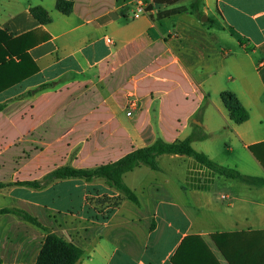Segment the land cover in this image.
Returning a JSON list of instances; mask_svg holds the SVG:
<instances>
[{
	"label": "crops",
	"instance_id": "crops-1",
	"mask_svg": "<svg viewBox=\"0 0 264 264\" xmlns=\"http://www.w3.org/2000/svg\"><path fill=\"white\" fill-rule=\"evenodd\" d=\"M57 1L0 0V38L22 37L21 58L11 60L0 45V86L26 75L0 90V210H24L83 250L77 264H173L188 239L179 261L196 260L204 243L217 264H230L218 235L235 264H251L253 243L264 252V185L226 179L192 157L166 154L160 171L142 166L126 174L141 206L121 200L113 207L121 197L102 179L58 180L41 190L21 183L64 166L115 163L159 138L174 143L203 132L206 141L214 133L204 132L210 120L201 118L208 100L219 98L216 110L232 122L224 92L249 112L245 123L228 125L244 148L264 143L258 129L244 127L254 108L264 110V0H202L206 21L190 10L167 14L194 0H64L72 3L69 15ZM138 2L147 11L134 18ZM37 7L50 23L33 16ZM219 29L237 35L250 69L219 46ZM230 65L238 82L224 77ZM130 97L137 107L129 116ZM45 238L0 214L1 264H36Z\"/></svg>",
	"mask_w": 264,
	"mask_h": 264
},
{
	"label": "trees",
	"instance_id": "trees-1",
	"mask_svg": "<svg viewBox=\"0 0 264 264\" xmlns=\"http://www.w3.org/2000/svg\"><path fill=\"white\" fill-rule=\"evenodd\" d=\"M201 2L202 0H194L191 3L189 9L185 7H180L168 11L167 14H177L190 10L192 13H195L198 17L201 18L203 16V13L200 11ZM56 8L61 13L69 15L72 12V3L64 0H59L56 3ZM31 13L42 24H48L51 21L49 14L43 8H33L31 10ZM210 22V20L207 21V23ZM2 35L3 34L0 33V37ZM21 43L22 37L17 39L7 37L6 40L0 38V45L4 44L8 49L7 52L4 54L6 56H9L11 60L14 56H19L21 58V56L16 51L17 47H19ZM2 62L5 63V60L0 59V63ZM10 64H13V61H11ZM35 70L36 68H34L32 71ZM25 76L26 75H21L17 78L12 76L9 82L0 86V90L8 86H12L13 84L22 80V78H25ZM221 100L225 108L228 110L229 117L232 122L240 125L248 121V110L241 104L239 99L233 93H222ZM1 108L2 107H0V109ZM194 127L198 128L196 126ZM206 138L207 135L203 132L198 134H192L186 139L179 140L174 143H167L163 139L159 138L152 145L135 150L115 163H111L90 170H79L74 169L70 166H64L52 171L50 174L44 177L42 181L22 182L21 185L32 189L41 190L45 188L48 184L58 180L83 179L86 182L90 183L93 182L95 179H102L108 187L119 193L121 197V199H117L114 201L112 205L113 207L119 206L121 200H129L135 203L136 205L141 206L140 201L135 192L125 183L124 176L142 166L154 171H160L158 159L166 154L184 155L192 157L201 166H204L208 170H211L217 175L226 179L238 180L251 186L264 185V178L244 175L236 168L220 165L210 159L209 156H207L205 153L199 152L193 148L192 142L194 140L203 141ZM250 151L254 154L255 158L264 168V143L251 146ZM3 186V184H0V187ZM0 214H12L19 220L34 226L45 234V242L36 264H77L83 257V250H81L72 243L66 242L65 240L54 234L49 228L42 225L35 217H33L28 212L16 208H7L0 210ZM154 227L155 223H153L152 229ZM218 236H213V239L217 243L218 248L230 264H235L229 254L225 251L223 246L219 243ZM189 240L191 239L185 240L182 243L180 250H178L175 258L173 259V264H217L214 257L207 253L206 246L202 242L200 251L197 254L198 260L189 259L184 262L179 261L180 255ZM252 252L254 256H252L251 264H258L259 258L261 257L262 259V257L264 256L262 246L259 251L257 242L253 243Z\"/></svg>",
	"mask_w": 264,
	"mask_h": 264
},
{
	"label": "rangeland",
	"instance_id": "rangeland-1",
	"mask_svg": "<svg viewBox=\"0 0 264 264\" xmlns=\"http://www.w3.org/2000/svg\"><path fill=\"white\" fill-rule=\"evenodd\" d=\"M188 3L189 0H186L182 2V5H187ZM219 21L220 23H222L220 19ZM217 33L220 39L219 46L232 53L233 57L231 58V61L240 60L244 68L250 69L251 60L248 56H246L244 51L242 52L240 50L237 35H231L228 31H224L222 29H219ZM224 74V77L226 79L235 78L237 82L241 78L235 72L231 65L224 72ZM214 102H220L219 98L216 100H208L204 104L203 110L201 112V118L210 120V126H208V128L204 132L209 133L213 130L214 133L212 134V138L210 137L206 141L196 142L194 144V148L197 151L204 152L212 160L223 166H231L237 168L240 172L247 175L264 176L263 168L255 160V157H253L251 152L247 148H244L243 143L239 139H237L233 130L228 126L231 125V127H236V125L233 122H230L228 118H225L216 110ZM257 112L260 115H257ZM263 113V107L258 110L254 108L252 111V119L248 124L244 125V127L247 128L252 127L254 129H258L260 131V137H264ZM191 160L196 165H199L195 162L194 159L191 158ZM199 166L203 167L201 165ZM203 169L206 168L203 167ZM234 183H237V181Z\"/></svg>",
	"mask_w": 264,
	"mask_h": 264
},
{
	"label": "built area",
	"instance_id": "built-area-1",
	"mask_svg": "<svg viewBox=\"0 0 264 264\" xmlns=\"http://www.w3.org/2000/svg\"><path fill=\"white\" fill-rule=\"evenodd\" d=\"M146 3L145 2H138L136 3L135 12L133 13L134 18H139L146 13ZM137 101L134 97H130L128 100V110L129 112L127 115H131L132 111L136 109Z\"/></svg>",
	"mask_w": 264,
	"mask_h": 264
},
{
	"label": "water",
	"instance_id": "water-1",
	"mask_svg": "<svg viewBox=\"0 0 264 264\" xmlns=\"http://www.w3.org/2000/svg\"><path fill=\"white\" fill-rule=\"evenodd\" d=\"M207 20V17L206 16H203L202 17V21H206Z\"/></svg>",
	"mask_w": 264,
	"mask_h": 264
}]
</instances>
